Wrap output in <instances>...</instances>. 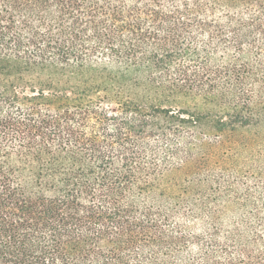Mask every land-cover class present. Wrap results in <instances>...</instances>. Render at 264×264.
Here are the masks:
<instances>
[{
  "label": "trees",
  "instance_id": "obj_1",
  "mask_svg": "<svg viewBox=\"0 0 264 264\" xmlns=\"http://www.w3.org/2000/svg\"><path fill=\"white\" fill-rule=\"evenodd\" d=\"M0 264H264V0H0Z\"/></svg>",
  "mask_w": 264,
  "mask_h": 264
}]
</instances>
